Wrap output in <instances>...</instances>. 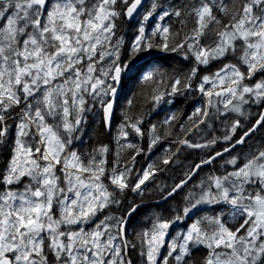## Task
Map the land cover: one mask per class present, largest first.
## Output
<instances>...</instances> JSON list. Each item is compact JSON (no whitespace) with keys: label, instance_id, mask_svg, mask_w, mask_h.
Returning <instances> with one entry per match:
<instances>
[{"label":"snow or ice","instance_id":"snow-or-ice-1","mask_svg":"<svg viewBox=\"0 0 264 264\" xmlns=\"http://www.w3.org/2000/svg\"><path fill=\"white\" fill-rule=\"evenodd\" d=\"M0 152V264H264V0H0Z\"/></svg>","mask_w":264,"mask_h":264},{"label":"trees","instance_id":"trees-1","mask_svg":"<svg viewBox=\"0 0 264 264\" xmlns=\"http://www.w3.org/2000/svg\"><path fill=\"white\" fill-rule=\"evenodd\" d=\"M4 153L3 152H0V167H2L3 166V159H4ZM193 159H195V158H193ZM139 219V218H138Z\"/></svg>","mask_w":264,"mask_h":264},{"label":"water","instance_id":"water-1","mask_svg":"<svg viewBox=\"0 0 264 264\" xmlns=\"http://www.w3.org/2000/svg\"><path fill=\"white\" fill-rule=\"evenodd\" d=\"M152 204H154L155 202L153 201V202H151Z\"/></svg>","mask_w":264,"mask_h":264}]
</instances>
